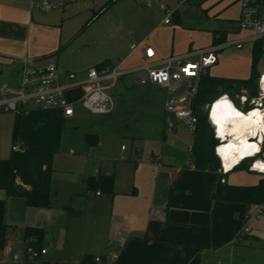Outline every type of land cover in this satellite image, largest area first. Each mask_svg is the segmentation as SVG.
I'll list each match as a JSON object with an SVG mask.
<instances>
[{
    "label": "crops",
    "instance_id": "crops-1",
    "mask_svg": "<svg viewBox=\"0 0 264 264\" xmlns=\"http://www.w3.org/2000/svg\"><path fill=\"white\" fill-rule=\"evenodd\" d=\"M176 2L175 7H165V10L160 7L164 17L146 15L150 24L138 31L135 42H131L121 54L119 65L128 69L140 66V52L131 50V45L135 43H146L155 50V64L158 67L162 66V60L171 57L196 62L201 50L226 44L217 53L218 62L209 70L214 75V70L220 66L222 52L236 47L231 44L247 37V33L236 28L240 14L239 0L237 18L232 22L229 20L223 29H200L212 31V39L210 43L196 47L178 33L179 27L189 28V24L184 22V12L192 7L191 0ZM74 3L66 5L64 9ZM146 6L151 8L152 3L147 1ZM35 10L40 11L32 7V0H0V75L7 72V79L0 82L1 86L10 89L13 94L16 92L24 56L45 64H57L64 84L71 82L68 75L72 73L80 81L90 69H97L100 64L116 67L110 58L86 70L62 61L61 55L72 45L73 38L61 30V26L37 23L33 14ZM107 10H101V14ZM168 12H171L169 24L165 23ZM95 16H98L97 12ZM221 36L224 37L223 42L215 44V40ZM73 68L77 70L71 71ZM140 92H144V95ZM158 92L163 94L165 104L166 90L154 84L138 83L137 72H131L108 90L115 100V109L109 115L95 116L81 104H76L73 116H65L61 109L33 108L21 117L20 133L15 142L20 143L21 147L12 153L9 188L0 190V200L6 203L5 222L10 227L7 246L2 250L10 263L2 262L0 256V264H14L12 257L17 252L14 250L15 236L22 234L24 242L27 227L45 230L43 248L47 252L35 264H79L85 255L100 258L101 261L96 264L236 262V256L241 253L237 246L254 240L249 235L243 243H233L235 232L243 225L244 215L252 207L213 200L217 174L195 169L191 150L193 135L188 142L182 136L179 138V126L184 125L166 113L165 106L162 119H158L161 123L154 120L157 134L162 132L158 139L156 132L153 139L143 138L137 131L131 132L128 129L130 125L122 120L124 113L130 111L126 107L133 104L132 99H128L130 94H137L135 100L141 103L146 99L150 102ZM243 95L249 97L248 91L242 90L236 98ZM2 99L0 96V101ZM77 105H81L89 118H79ZM245 107L240 104L239 108L244 110ZM14 115L17 120V115ZM72 134L85 135L86 145L82 146L85 153L65 151L66 140ZM87 137H91L90 141ZM121 137L142 142L140 144L143 145L136 147L138 159L128 160L125 157L128 149L124 146L121 151L117 149ZM258 141L257 137L254 142ZM147 142L151 143V148L146 149ZM260 146L263 149L264 142ZM263 158L264 152L259 159ZM235 172L231 170L227 173L226 179L230 185L254 186L264 176V173L254 171ZM100 176L112 177L113 194L89 188V178ZM35 190H49L52 194L50 206L36 214L25 204V199ZM9 199L15 201V207H19L21 219L6 220ZM24 245L26 251L25 242ZM8 247H15L10 254L7 253ZM113 253L119 255L116 260H110ZM19 264L30 262L22 261ZM237 264L245 262L243 260Z\"/></svg>",
    "mask_w": 264,
    "mask_h": 264
},
{
    "label": "rangeland",
    "instance_id": "rangeland-1",
    "mask_svg": "<svg viewBox=\"0 0 264 264\" xmlns=\"http://www.w3.org/2000/svg\"><path fill=\"white\" fill-rule=\"evenodd\" d=\"M147 1L152 3L151 8L146 6ZM176 1L178 0H120L111 4L109 0H77L76 3L69 5L65 9L57 8L47 13L35 10L33 14L37 23L61 26V30L70 35V38H73L72 45L61 55V60H66L76 66V68L80 66V69L86 70L96 66V64L106 60V58H110V61L115 66H118L121 61V54L131 42H135L138 31L150 24V22H147L146 15L153 14L157 17L159 15L164 17V13L160 10V7H175L177 5ZM190 4L192 7L184 12V22L187 25L189 24V28L179 27L178 33L180 36L186 37V40H189L190 43H194L196 47L202 43L208 44L212 39V31L207 32L200 29H223L227 27L230 21L235 20L239 13V0H191ZM107 8L108 10L104 14H101ZM95 12H97L98 16H95ZM254 44L252 42L244 44L243 49L240 50L236 47L226 49L220 56V66L214 70L213 74L223 78L234 77L238 79L248 77L252 71ZM53 62H56V60ZM76 68L70 70L76 71ZM256 71L260 75L264 73V54L257 63ZM6 76L7 72L0 75V82H5ZM140 93L144 95V92ZM137 96V94H130L128 96V99H132L133 104L130 107H126L130 111L124 113L123 119H121L126 121L127 125H130L128 129L130 128L131 132L137 131L139 136H143L146 139H153L156 132L155 137L158 139L159 134H157V125L154 120L159 121L158 119H162L164 113L163 94L158 92L154 94L152 102H148L146 99L142 100L141 103L136 102ZM77 111L80 112L79 118L81 120L89 118L82 110L81 105H77ZM15 124L16 119L14 114L0 113L1 159H11L12 153L21 147L20 143H14L13 141ZM179 130V138L182 136L187 142L192 140V133L188 129L184 126H179ZM72 131L74 132L75 130ZM75 132L79 133L78 130ZM159 136H162V132ZM78 138L80 140H76ZM70 141L75 144L73 145ZM66 142V144H69H65L64 148L66 152L73 150L75 154L85 153L82 152V146L85 147L84 145H86L85 135L72 134ZM140 143L142 142H139V140L121 137L118 139L117 149L121 151L122 146H124L128 149L125 157L130 161L136 160L138 159L136 147L138 148L140 145H143ZM14 144H16L15 147ZM147 144L146 149L152 147L150 146V142H147ZM112 150H115V148L112 147ZM240 171L244 170H239L235 173ZM14 204L15 201L10 199L7 202V221L21 219L19 207H15ZM25 204L34 214L39 210H45V207L29 205L27 198L25 199ZM249 226L251 228L249 235L254 240L246 242L242 246H237L241 253L240 256H236L234 264L243 260L245 264H264V218L250 221ZM15 238L16 248L14 247L15 249H13L19 253H23L25 245L22 234L17 237L15 236ZM0 256L2 262L10 263L5 258L6 254L4 251L0 253ZM36 262L32 261L30 264H35Z\"/></svg>",
    "mask_w": 264,
    "mask_h": 264
},
{
    "label": "built area",
    "instance_id": "built-area-1",
    "mask_svg": "<svg viewBox=\"0 0 264 264\" xmlns=\"http://www.w3.org/2000/svg\"><path fill=\"white\" fill-rule=\"evenodd\" d=\"M75 1L32 0V7L42 12H50L57 8H64L66 5L74 3ZM161 8L163 10L166 9L164 6H161ZM170 17L171 12H168L165 23L169 24L171 22ZM236 28L240 32L247 33L246 38L231 44L235 45L238 49L242 48L247 42L255 43L264 40V0H240V14ZM225 46L227 45L219 44L201 50L199 60L196 62L187 61L182 57H171L162 60V66L158 67L155 64L157 55L151 46L146 43L132 44L131 50L133 52L138 51L141 54L142 63L140 66L129 69L122 65L105 67L101 70L90 69L86 77L80 81L72 73L68 75L71 82L67 84L61 82V72L57 64L52 62L45 64L28 56H24L21 59V79L16 92L13 94L10 89L0 85V96L3 97L0 101V112L17 115L27 114L33 108L61 109L64 115L68 117L73 116L74 106L81 104L92 115H109L114 111L115 103L108 93V90L114 87L121 77L131 72H137L138 83L143 85L154 84L166 90L167 96L164 104L166 113L173 115L178 123L184 125L193 134L196 129L197 118L192 109V101L197 95L201 78L206 76L210 68L218 62L217 53ZM186 68L188 72H185ZM190 73H195V75H191ZM262 76H264V73L260 75L258 80V95L256 97L243 95L247 97V102L241 106L248 104L252 106V109L256 107L253 101L260 96V80ZM77 87L84 89L83 96L76 101L69 100V92ZM240 97H238V100L241 104ZM250 110L242 111L248 113ZM179 111H190L191 116L195 117L194 126H190L185 119L180 118L178 116ZM261 135L264 134L260 132L258 136L250 140L255 141ZM219 143L221 144L220 140ZM220 172L227 174L229 171L225 172L221 169ZM262 218H264V203L252 207L251 211L244 215V225L236 236L243 237L249 235L251 233L249 222L252 220H261ZM122 244H120V247ZM12 251L13 249L11 247L7 248V253L10 254ZM46 252L45 249L41 252L32 249H27L24 253L15 252L12 257V262L19 264L22 261H39L41 256L45 255ZM118 257L119 255L117 253H113L110 255V260H116ZM100 261V258H96V262Z\"/></svg>",
    "mask_w": 264,
    "mask_h": 264
},
{
    "label": "trees",
    "instance_id": "trees-1",
    "mask_svg": "<svg viewBox=\"0 0 264 264\" xmlns=\"http://www.w3.org/2000/svg\"><path fill=\"white\" fill-rule=\"evenodd\" d=\"M119 0H109L111 4ZM220 39L215 40V44L223 42ZM263 42L258 41L254 44L253 62L251 75L246 79H233L217 77L210 73L203 76L200 80L198 92L192 101V109L197 118L196 129L193 135V144L191 146L193 154V164L195 169L201 171H212L217 174V182L213 200L227 202V203H241L249 207H255L264 203V176L259 183L254 186L230 185L227 182V175L220 172L221 162L216 155L215 149L219 145V140L215 137L213 126L208 120V111L205 110V105H210L214 100L224 93H228L235 104L240 107L239 100L236 98L242 90H247L249 97H256L258 95V80L260 74L256 71L257 63L264 54ZM108 67L106 63L97 66V70ZM84 94V89L77 87L69 92L68 98L71 101L80 99ZM252 109L251 106L246 105L244 111ZM26 113L17 114L16 124L13 131V141H17L20 133V119ZM90 141L91 137H87ZM15 146V144H14ZM264 152L262 149L261 154ZM261 154L254 158H248L238 164L232 171H249L250 164L253 160L259 159ZM264 159V158H263ZM12 173L11 159H0V190H7L9 188ZM89 188L92 190L101 191V193L113 194V179L112 177L100 176L98 178L91 177L88 180ZM28 204L31 206L49 207L51 204V193L49 190H35L27 198ZM5 208L6 203L0 200V252L7 246V235L9 225L5 222ZM244 220V218H243ZM244 225V222H243ZM240 226L235 232L233 243H243L249 235L243 237L236 236L242 229ZM24 242L27 249H32L41 252L45 243V230L40 227H27L24 231ZM96 257L93 255H85L79 264H96Z\"/></svg>",
    "mask_w": 264,
    "mask_h": 264
},
{
    "label": "clouds",
    "instance_id": "clouds-1",
    "mask_svg": "<svg viewBox=\"0 0 264 264\" xmlns=\"http://www.w3.org/2000/svg\"><path fill=\"white\" fill-rule=\"evenodd\" d=\"M260 83V96L253 101L256 107L247 114L236 106L228 93L219 96L210 105H205L215 137L221 141L216 147V155L220 158L221 169L225 172L230 171L245 158L256 156L261 151L260 143L264 142V135L259 137L257 143H248L249 137L256 136L257 131L264 133V76L261 77ZM240 101L243 105L247 102V97L241 96ZM178 116L185 119L190 126H194L195 117L191 116L190 111H179ZM228 137L232 139L225 145L224 141ZM230 152L236 155L232 156L230 161H226V154ZM249 170L264 173V160H253Z\"/></svg>",
    "mask_w": 264,
    "mask_h": 264
},
{
    "label": "bare ground",
    "instance_id": "bare-ground-1",
    "mask_svg": "<svg viewBox=\"0 0 264 264\" xmlns=\"http://www.w3.org/2000/svg\"><path fill=\"white\" fill-rule=\"evenodd\" d=\"M245 114H247V113H245ZM259 131H257V135L256 136H258L259 135ZM262 134H264V133H262ZM245 136H247V133H245ZM255 137V136H254ZM232 139V137H228L225 141H224V144L225 145H227V143L229 142V140H231ZM236 143H238V142H236ZM248 143H257V142H254V141H252V140H250V137H249V139H248ZM261 147V146H260ZM262 150V149H261ZM234 155H236V153H228V154H226V161H230V159L232 158V156H234ZM252 157H254V156H252ZM245 159H247V158H245ZM244 159V160H245ZM234 168V167H233Z\"/></svg>",
    "mask_w": 264,
    "mask_h": 264
},
{
    "label": "snow or ice",
    "instance_id": "snow-or-ice-1",
    "mask_svg": "<svg viewBox=\"0 0 264 264\" xmlns=\"http://www.w3.org/2000/svg\"><path fill=\"white\" fill-rule=\"evenodd\" d=\"M189 67H194V66H189ZM185 72H188V69L187 68L185 69Z\"/></svg>",
    "mask_w": 264,
    "mask_h": 264
}]
</instances>
